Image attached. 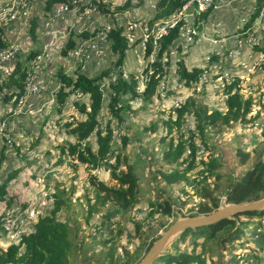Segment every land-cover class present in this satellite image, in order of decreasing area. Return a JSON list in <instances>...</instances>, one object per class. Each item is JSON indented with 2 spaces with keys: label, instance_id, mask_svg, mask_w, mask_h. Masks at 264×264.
Wrapping results in <instances>:
<instances>
[{
  "label": "rangeland",
  "instance_id": "rangeland-1",
  "mask_svg": "<svg viewBox=\"0 0 264 264\" xmlns=\"http://www.w3.org/2000/svg\"><path fill=\"white\" fill-rule=\"evenodd\" d=\"M126 1L105 0L111 5L112 10L115 6L122 5ZM131 2L138 7L126 14L111 16L101 13L95 7L96 10L92 8L94 11L89 19L77 24L74 18V22L69 23L68 26L64 25V28H67L69 37L71 33H74L77 46L80 42L84 43L86 40L93 39L92 37L95 36L96 32L101 33L109 27H123L125 29L124 34L128 38L131 36L133 38L132 41L128 39L130 46L139 39L143 41L126 53L124 74L125 77H129L130 74L138 76L141 81L140 96L131 101V109L125 113L122 124L113 119V126L116 131L113 148L122 152V162L126 157L131 164L136 162L137 154L141 153L143 149L146 150L148 157L154 158L155 161L151 167L145 165L150 168L151 173L145 171L144 181L149 180L160 185L164 191L159 196H157L156 191L147 192L144 201L129 213V219L146 222L145 219L149 212L147 200L155 198L174 202V212L177 213L178 210H181L179 216H188L195 212L196 205L201 202L193 187L184 182L168 185L160 177L152 181L155 171L160 169L170 171L176 167V165H168L162 161V148L170 142V139L165 141L162 139L166 136L164 122L171 116L175 118L174 109L179 104L185 103L190 97L204 102L211 110H225V83L229 82L232 77L240 78L244 97H250L253 101L252 111L248 116L250 122L245 125L236 124L222 132L210 133L208 146H203L201 141L197 140L199 146L198 163L201 160L208 161L209 156L217 158L221 164L220 173L223 175L221 183L224 188L250 168L257 151H260L264 146V57L254 49L257 46H264V5L258 20L247 30L245 25L250 21L257 1L255 5L250 3L253 6L249 14L241 15L240 12H237L238 10H235L236 15L224 14L223 20L227 23L225 30L230 31L222 39L211 36L212 28L209 25V33L202 32L200 35L195 30L193 43L180 42L172 47L170 56L164 59V61L169 62L168 74L160 83L155 96L146 102L143 96L146 87L144 88L143 85L144 76L142 73L151 59H145L146 50L143 44L147 31L146 27L155 16L156 0H131ZM151 2L154 6L151 5ZM34 3L37 4L38 8V12H35L31 17L32 20H35L34 32H32L33 29H31L30 24L26 25V29L22 22L14 25L25 29V35L22 38L24 42L22 43L26 44L24 48L26 47L27 50L19 57L21 60H25V64H28L31 59L33 43L38 44L43 40L44 34L39 27L43 26L46 27L44 29H50L47 27H50L52 18V10H46L45 0H35ZM195 19L196 17L191 20L193 28ZM130 23L137 25L135 30L131 32L127 30ZM84 32H88L89 37H78ZM196 35H198L197 39H195ZM35 37H37V41ZM212 40H216L217 44L210 43ZM65 43L63 47H59L56 53L57 57L53 52L51 62L45 66L42 72L37 74L39 86L37 95L26 100L24 106H17L15 109L12 107L13 105L2 104L0 100V186L6 185L7 192L4 200L0 199V250H5L11 244L18 243L22 235L33 231L34 224L39 217L48 214L53 208L54 199L52 195L56 192L55 188L60 186V189L67 191L66 196L71 198L69 205L60 213L61 218L69 220L72 227L74 225L79 226V241L84 242V250L81 256L87 261L91 260L93 264H100L99 260L103 250L107 252L112 244L104 245L103 243L115 236L118 230L117 223L124 225L127 218L123 219L111 205L100 208L98 212L88 218V202L90 200L94 202V193L89 181L90 176H96L98 180L108 185H114L110 170L107 166L98 170H89L87 166L81 164L74 168L72 159L66 157L62 160L63 157L58 149V146L63 142L75 141L66 134V124L84 119V116L80 115L76 108L75 102H88L87 98L73 95L67 99L64 107L58 104L56 94L60 89V84L57 83V73L63 70L64 66H66L64 71L68 75H74L76 70L80 69L76 63H74L75 65L72 63L71 68L67 66L71 59L76 60L73 53L70 54L71 58L63 56L62 49H64ZM103 44V53L98 52L97 56L92 52L88 53V57H91L89 59L90 64L83 70L80 69L81 72L93 77L108 69L113 71L117 57L111 54L109 41ZM179 46L181 52L178 51ZM213 57L215 59L210 64L209 61ZM181 58L189 70L196 67L208 68L206 79H203V82L199 83L197 87L187 88L184 82L180 80L177 74V62ZM54 61L56 63L55 69H50L49 66ZM113 72L111 76L116 73ZM109 82L108 77L100 82L103 89V107L100 121L103 127L111 119V115L108 113ZM58 108H62L61 113L58 112ZM11 111L13 112L12 115H10ZM154 126H156V133L147 132ZM194 128L193 118L188 117L183 128L185 134L188 135V132ZM124 137L128 138L126 149L123 147ZM174 137L176 141V133H174ZM91 143L92 147L97 149L94 137L91 138ZM239 150L250 155V160L244 165L241 164L240 156L237 154ZM114 161L115 159L111 158L110 162L114 163ZM200 170H202V166L198 165L190 174L191 178L201 180ZM215 180L216 177H212L209 179V183L212 184ZM71 192H73L72 196L69 195ZM222 200L224 201V197ZM9 201L11 202L10 205L8 204ZM222 204L223 207L226 206L224 202ZM10 215L19 220V225L12 232H2L4 219ZM155 218L157 219L158 216ZM175 220L176 218H170L164 221H167L168 226H170ZM240 220L249 222V226L244 230L239 240L244 245L239 246L235 254L249 257L253 251L259 249L258 244L260 242L264 243V219L260 221L262 226L258 225L260 219L256 217H241ZM152 226L156 230L159 227L157 222H152ZM126 230L122 238L117 241V254L120 255L122 254V246H126L128 250L133 252L140 244V241L134 238L135 227L131 222L127 224ZM164 232L165 230H160L158 235H162ZM239 242L235 244L239 245ZM179 247L181 251L185 252L192 250L190 241L180 244ZM170 250L175 253V249L171 248ZM258 253L264 259V250ZM229 259L228 251L213 247V254L208 256L207 264H213V261L214 264H222ZM241 264L246 263L241 262Z\"/></svg>",
  "mask_w": 264,
  "mask_h": 264
},
{
  "label": "trees",
  "instance_id": "trees-1",
  "mask_svg": "<svg viewBox=\"0 0 264 264\" xmlns=\"http://www.w3.org/2000/svg\"><path fill=\"white\" fill-rule=\"evenodd\" d=\"M71 1L45 0L46 10H53L56 4ZM187 1L157 0L155 16L148 23L149 38L145 47L146 60L150 59L154 49L153 30L155 25L168 20L179 12ZM90 2L101 13L111 16L123 15L138 7L133 5L131 0L115 6L113 10L105 0H90ZM263 5L264 0H257L251 19L245 25L246 30L251 28L252 24L258 20L262 14ZM210 13L211 11H207L196 16L194 30L199 34L203 32ZM28 24L34 32L35 20L30 18ZM182 27L183 23L181 22L178 27L172 29L159 42L160 48L156 59L153 62L148 61V66L142 73L147 79L146 88L143 92L144 101L146 102L155 96L160 83L168 74L169 62L164 61V59L170 56L171 48L181 42ZM124 33L125 29L123 27L112 28L109 32L110 52L117 57L113 66V71L116 73L112 76L113 71L109 69L93 77L84 74L80 69L76 70L74 75L66 74L64 69L57 73V83L60 84V89L56 96L61 107H64L67 99L73 95L88 99V102H75L76 108L80 115L84 116V119L66 124V134L75 141H66L58 146L63 157L62 160L66 157L72 159L74 168H77L78 164L87 166L89 170H98L107 166L115 183L114 185H108L98 180L96 176H90L89 181L94 193V202L91 200L88 202V218L98 212L100 208L109 205L115 208L123 219L127 218L124 225L117 223L118 230L115 236L103 243L104 245L112 244L107 252L103 250L99 260L100 264L139 263L152 244L161 237V235H158L159 231H166L169 227V223L164 220L177 219L181 214V210H178L177 213L174 212V202L155 198L147 200L149 212L145 219L146 222L129 219V213L144 201L147 192L156 191L157 196H159L163 194L164 190L160 185L149 180L144 181L145 171L150 174L151 170L148 167H151L155 161L154 158L148 157L146 150L143 149L141 153L137 154L136 162L131 164L126 157L122 162V152L113 148L116 134L113 119L122 124L125 113L131 109V101L140 96L137 91L138 76L130 74L129 77H125L123 67L126 53L140 44L142 40L139 39L134 45L130 46L128 36ZM73 34H70L71 36L68 37L64 49H62V54L65 57L73 53L77 46ZM4 36L5 30L0 26V52L9 47V43ZM78 37L87 38L89 34L84 32ZM197 38L198 35L195 36V39ZM254 49L264 56V46H257ZM178 51L181 52L180 46ZM36 54L35 52L32 53L30 58L32 59ZM214 59L215 57L209 63H213ZM177 67V74L187 88L197 87L199 83H202L203 76L208 72V68L196 67L189 70L182 58L178 60ZM27 71L25 60L19 59L13 64L12 74L8 79L6 81L0 79V91L6 92L1 100L2 104L13 105L14 109L17 107V103L11 104V101L15 96L20 98L24 95ZM107 77L110 79L108 113L111 115V119L103 127L100 121L103 107V89L100 82ZM241 83V79L236 77H232L229 82L225 83V110H211L204 102L190 97L185 103L174 109L175 118L171 116L164 122L166 136L162 139L163 141L170 139V142L162 148V161L168 165H176V167L170 171L162 169L155 171L152 181L160 177L168 185L184 182L186 185L193 187L201 202L196 205L195 212L189 214V217L210 214L223 207L222 202L225 205H230L254 202L264 198V146L260 151H257L250 168L241 176L232 180L225 188L221 183L223 175L220 173L221 164L217 158L209 156L208 161L201 160L198 163L199 146L197 140L201 141L203 146H208L210 133L222 132L224 129L232 128L236 124L245 125L250 122L248 116L252 111L253 101L250 97H244ZM58 109V112L61 113L62 108ZM12 113L11 111L10 115ZM188 117L193 118L195 128L186 135L183 128ZM156 131V126L151 130H147L150 133H156ZM174 133L177 134L176 141ZM93 137L97 149L92 147L91 138ZM123 142V147L126 149L128 138L124 137ZM237 154L240 156V162L243 165L250 160V155L241 150ZM111 158L115 159L114 163L110 162ZM198 165L202 166V170L199 171L201 180L192 179L190 176ZM212 177H216V180L210 184L209 179ZM55 191L52 195L54 199L53 208L48 214L39 217L32 232L22 235L18 243L11 244L5 250H0V264H93L91 260L87 261L81 256L84 250V242L79 241V226L74 225L72 227L69 220L61 218L60 213L69 205L71 198L66 196L67 191L60 189V186H57ZM6 195V185L3 184L0 186V199L4 200ZM69 195L72 196L73 192ZM223 197L224 201L222 200ZM8 204L10 205L11 202L9 201ZM155 216H158V218L156 219ZM241 217H256L260 219L258 225L262 226L260 221L264 219V210L244 212L213 225L188 229L161 255L159 261L156 260L153 264H207L208 256L213 254V247L228 251L230 254V259L222 262V264H241V262L263 264L264 259L258 252L264 250V243L260 242L258 244L259 249L253 251L249 257L235 254L239 246L244 245L239 240L244 230L249 226V222L240 220ZM129 222L134 225V238L138 239L140 244L133 252L128 250L126 246H122V254L120 255L117 254V241L127 231L126 228ZM152 222H157L159 225L157 230L153 228ZM2 232L4 231L2 230ZM129 236L131 237V235ZM187 241H190L192 250L190 252L181 251L179 245L185 244ZM238 242L239 245L235 244ZM171 248L175 249V253H172ZM212 263L214 264V261Z\"/></svg>",
  "mask_w": 264,
  "mask_h": 264
},
{
  "label": "built area",
  "instance_id": "built-area-1",
  "mask_svg": "<svg viewBox=\"0 0 264 264\" xmlns=\"http://www.w3.org/2000/svg\"><path fill=\"white\" fill-rule=\"evenodd\" d=\"M235 1L237 0H188L182 6L179 12L171 16L168 20L155 25V28L153 30L154 49L150 57L151 62L156 59L157 52L160 48L159 42L165 36H167L172 29L178 27L181 22L183 23L181 42L191 44L194 41L193 34L196 33L194 28L191 26V20H193V18L207 11L212 12L214 10L226 7L227 5ZM33 2L34 0H4L0 6V24L3 27H7L11 24L27 20L32 12ZM95 7L96 6L93 5L90 0H72L69 3H60L54 8L51 22L62 18L66 14H72L75 17L77 24L83 23L86 19L90 18L91 13L94 11L92 8L96 10ZM136 27V24L130 23L127 27V30L131 32L135 30ZM111 29L112 28L109 27L101 33L96 32L95 36L92 37L93 39L89 41L86 40L84 41V43L80 42V44L76 46L73 54L76 60L75 63L79 65V68L81 70H83L84 68H86V66H88V64H90L89 59L91 57H88L89 52L94 53L96 56L98 52L103 53V43H107L109 32ZM146 30L147 31L144 40L145 42L143 44L144 47H146V42L149 38L148 27H146ZM128 39L132 41L133 38L131 36V38L129 37ZM213 43L217 44V41H213ZM51 47L52 46L50 43H46L42 51L31 60L26 77L25 93L20 98H18L17 96L13 97L11 104L17 103L18 107H22L24 106L26 100L37 95V93L39 92V86L37 84V74L42 72L45 66L51 62ZM18 53L19 50L15 45H12L7 50L0 52V79L6 81L12 74V66L17 62ZM79 59L80 61H78ZM206 77L207 73L203 76L202 82L203 79H206ZM146 81L147 79L144 76V88L146 87ZM140 82L141 81L139 79L137 85V91L139 93ZM5 94V91H0V100H2ZM18 225L19 220L15 216H7L3 222V231L7 233L12 232L18 227Z\"/></svg>",
  "mask_w": 264,
  "mask_h": 264
},
{
  "label": "crops",
  "instance_id": "crops-1",
  "mask_svg": "<svg viewBox=\"0 0 264 264\" xmlns=\"http://www.w3.org/2000/svg\"><path fill=\"white\" fill-rule=\"evenodd\" d=\"M256 1L257 0H237L235 2L230 3L226 7H223V8H220V9L212 11L209 14V17H208V19L206 21V24H205V29L204 30H206V31L203 30V32L209 33L208 32V27L210 25L211 28H212V33H211L212 35L211 36H215V37H218L219 39H222L224 36L228 35L229 34L228 32L230 31V30H225L227 23L223 20L224 14L230 13V15H236V11L235 10H238L237 12H240L241 15H244L246 13L249 14V13H251L252 6L256 4ZM152 2H151V5L154 6V4ZM156 2H157V0H156ZM156 2H155V5H156ZM250 3H252V4L254 3V4L250 5ZM35 12L36 13L38 12L37 4H35L34 13ZM74 18L75 17L72 14H66L61 19L56 20L53 23H50V27H47V28H50V29H44L46 27H43V26L39 27V29H41L42 34H44L43 40H42V42H40L38 44H34L33 43V46H32L33 50L31 49V51L33 53L34 52L37 53V52L41 51V48H42V46L44 44L50 43L51 46H52L51 47L52 54H53V52H55V57H57L56 53L59 50V47L60 46L63 47L64 43L66 42V40L69 37L67 35L68 30H67V28H64V25L68 26L69 23L74 22ZM25 29H26V27H25ZM25 29H23L22 27H19V26H14L11 29L7 30V32H6L7 38L9 37L10 42L12 40L17 42V45L20 48V55L21 56H22L23 52H25V50H27V49H25L26 47L24 48V46L26 44L22 43V42H24V40L22 38L25 35ZM48 33H50L52 35H50ZM48 35H50V36H48ZM200 35H202V33H200ZM203 36H204V34H203ZM35 39L37 41V37H35ZM213 41H216V40H212V42H210V43H213ZM35 43H37V42H35ZM34 45H35V47H34ZM67 57H70V54ZM70 61L71 62L70 63L68 62V65H67L69 68H71L73 66L72 63L73 64L75 63V61H73L72 59ZM55 65H56V63L54 61V62L51 63L49 68L50 69H52V68L55 69ZM65 67L66 66H64V69H66ZM59 68H60V66H59ZM52 71H54V70H52Z\"/></svg>",
  "mask_w": 264,
  "mask_h": 264
},
{
  "label": "water",
  "instance_id": "water-1",
  "mask_svg": "<svg viewBox=\"0 0 264 264\" xmlns=\"http://www.w3.org/2000/svg\"><path fill=\"white\" fill-rule=\"evenodd\" d=\"M262 210H264V198L254 202L226 205L206 215L179 216L152 244L149 251L137 264H153L188 229L213 225L222 220L233 218L240 213Z\"/></svg>",
  "mask_w": 264,
  "mask_h": 264
},
{
  "label": "clouds",
  "instance_id": "clouds-1",
  "mask_svg": "<svg viewBox=\"0 0 264 264\" xmlns=\"http://www.w3.org/2000/svg\"><path fill=\"white\" fill-rule=\"evenodd\" d=\"M3 1H4V0H1V1H0V6H1V4H2ZM34 1H35V0H34ZM59 4H60V3H59ZM57 5H58V4H56L55 6H57ZM55 6L53 7L52 15H53V11H54ZM34 11H35V3L33 2V7H32V12H31V14H30V17H29L27 20L20 21V22H22V24H23L24 27H27L26 25L28 24V20L31 18V16H32V14H33ZM60 19H61V18H60ZM58 20H59V19H58ZM55 21H56V20H55ZM55 21H53V22H55ZM20 22H17V23H20ZM53 22H50V23H53ZM14 25H15V23H14V24H11L10 26L3 27V26L0 24V26H1L2 28H4V30H5V36H4V37H5V40L8 41V43H9V47H8V48H10L12 45H15V46L18 48V50H19V46L17 45V42H16V41H13V40L10 42V41L8 40V38H7V35H6L7 30L11 29L12 26H14ZM44 45H45V44H44ZM44 45L42 46L41 51H42ZM8 48H7V49H8ZM7 49H6V50H7ZM4 51H5V50H4ZM41 51L37 52L36 55H38ZM36 55H35V56H36ZM35 56H34V57H35ZM19 57H20V52L18 53L17 61H19V59H20ZM34 57H33V58H34ZM33 58H32V59H33ZM32 59H31V60H32ZM31 60L28 62V64H27V68H29V63L31 62ZM27 72H28V71H27Z\"/></svg>",
  "mask_w": 264,
  "mask_h": 264
}]
</instances>
